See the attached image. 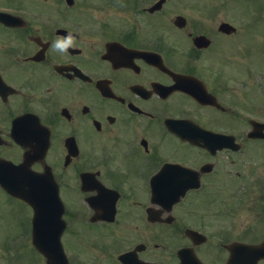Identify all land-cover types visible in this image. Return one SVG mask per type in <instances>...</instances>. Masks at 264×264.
<instances>
[{
	"label": "flooded vegetation",
	"instance_id": "flooded-vegetation-1",
	"mask_svg": "<svg viewBox=\"0 0 264 264\" xmlns=\"http://www.w3.org/2000/svg\"><path fill=\"white\" fill-rule=\"evenodd\" d=\"M0 11V264L55 251L31 244V172L68 264H264V0Z\"/></svg>",
	"mask_w": 264,
	"mask_h": 264
},
{
	"label": "clouds",
	"instance_id": "clouds-1",
	"mask_svg": "<svg viewBox=\"0 0 264 264\" xmlns=\"http://www.w3.org/2000/svg\"><path fill=\"white\" fill-rule=\"evenodd\" d=\"M74 45H75V38L71 33H69L65 37H57L52 47L55 51L61 54H65L67 52V49L73 47Z\"/></svg>",
	"mask_w": 264,
	"mask_h": 264
},
{
	"label": "rangeland",
	"instance_id": "rangeland-1",
	"mask_svg": "<svg viewBox=\"0 0 264 264\" xmlns=\"http://www.w3.org/2000/svg\"><path fill=\"white\" fill-rule=\"evenodd\" d=\"M249 29L254 31V30H258V31H264V21L262 20H255L253 19L251 22V25L249 27ZM2 234V232H0V235Z\"/></svg>",
	"mask_w": 264,
	"mask_h": 264
},
{
	"label": "water",
	"instance_id": "water-1",
	"mask_svg": "<svg viewBox=\"0 0 264 264\" xmlns=\"http://www.w3.org/2000/svg\"><path fill=\"white\" fill-rule=\"evenodd\" d=\"M34 207H36V206H34ZM35 212H36V221H37L38 211L36 210ZM61 228H62V227H60L59 229H57L56 234H55V239H58V238H59V237H58V233L60 232ZM35 232H36V230H35ZM34 243H35L36 245H38V242H37V241H34ZM48 264H54V261H52L51 259H49V260H48Z\"/></svg>",
	"mask_w": 264,
	"mask_h": 264
}]
</instances>
